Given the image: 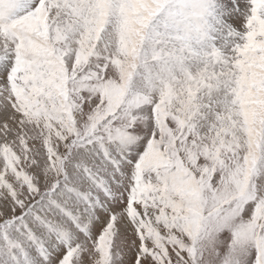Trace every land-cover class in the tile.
Wrapping results in <instances>:
<instances>
[{
	"label": "snow or ice",
	"instance_id": "obj_1",
	"mask_svg": "<svg viewBox=\"0 0 264 264\" xmlns=\"http://www.w3.org/2000/svg\"><path fill=\"white\" fill-rule=\"evenodd\" d=\"M0 264H264V0H0Z\"/></svg>",
	"mask_w": 264,
	"mask_h": 264
}]
</instances>
